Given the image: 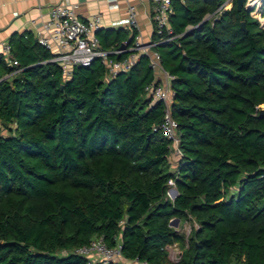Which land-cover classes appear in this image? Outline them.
Here are the masks:
<instances>
[{
    "label": "trees",
    "instance_id": "16d2710c",
    "mask_svg": "<svg viewBox=\"0 0 264 264\" xmlns=\"http://www.w3.org/2000/svg\"><path fill=\"white\" fill-rule=\"evenodd\" d=\"M226 1L174 0L173 33L153 34L174 77L175 171L164 105L145 92L155 80L147 56L112 79L96 59L66 80L32 33L10 38L0 53V264H89L72 251L100 237L121 243L126 264H264V27L237 0L221 11ZM136 36L97 33L118 61L129 53L112 52ZM174 220L197 226L187 239Z\"/></svg>",
    "mask_w": 264,
    "mask_h": 264
},
{
    "label": "built area",
    "instance_id": "2783aa9c",
    "mask_svg": "<svg viewBox=\"0 0 264 264\" xmlns=\"http://www.w3.org/2000/svg\"><path fill=\"white\" fill-rule=\"evenodd\" d=\"M174 0H150L153 6L151 20L154 30L158 35L170 36L173 30L170 26V17L173 14ZM183 1V0H182ZM110 10L119 9V0H106ZM245 9L255 20L264 27V0H244ZM78 5L61 3L54 6L50 12V19L44 25L43 31L38 36V42L52 55V61L58 63L64 69L65 79L71 77L76 67H89L94 60L99 59L107 70L109 79L119 73L128 72L141 56H147L150 67L153 70L155 80L145 88L147 97L154 102L164 105V119L161 126L163 135L171 142V151H179L178 123L171 115V106L174 93L172 81L174 79L162 66L161 55L154 49L156 44L141 42L136 37L132 47L125 51H114L112 54L128 52L125 60H111V52L101 49L97 33L103 28L101 15H94L87 21H81L78 17ZM226 11L224 5L220 9ZM136 9L133 5L128 6V16L116 23V26L133 28L136 26ZM10 48L6 45L2 54L9 56ZM17 65V62H14ZM171 153V154H172ZM172 183V182H170ZM67 252H65L66 254ZM72 253L86 257L89 264H126L122 255V245L108 247L102 237L93 239L88 245L77 248ZM135 263L139 264L138 261ZM145 264V263H143Z\"/></svg>",
    "mask_w": 264,
    "mask_h": 264
},
{
    "label": "crops",
    "instance_id": "0c3cea01",
    "mask_svg": "<svg viewBox=\"0 0 264 264\" xmlns=\"http://www.w3.org/2000/svg\"><path fill=\"white\" fill-rule=\"evenodd\" d=\"M61 3L78 5L77 12L81 21H87L94 15H101L102 29L123 28L130 33L136 30V37L140 38L141 42L145 44L152 42L155 30L151 20L153 6L150 0H119L117 10H110L106 0H0V53L2 54L14 34L30 32L37 38L50 19L51 9ZM129 5L136 9V26L133 28L116 26L118 21L128 16Z\"/></svg>",
    "mask_w": 264,
    "mask_h": 264
},
{
    "label": "rangeland",
    "instance_id": "374dc122",
    "mask_svg": "<svg viewBox=\"0 0 264 264\" xmlns=\"http://www.w3.org/2000/svg\"><path fill=\"white\" fill-rule=\"evenodd\" d=\"M233 0H227L225 3H224V9H226V11L230 10L233 6V3H232ZM210 19L211 21H213V18H208ZM264 109V107H263ZM180 157L177 155L176 151H174V153L171 154L170 156V163H171V166H173V171L176 170V167H177V164H178V161H179ZM175 185L174 183H170V189H169V192H168V197L170 199L173 200L174 198V193L173 191L175 190ZM175 225V224H174ZM197 225L193 222H189V221H180L178 222V224L176 226H174L176 228V230H178L181 234L185 235V237L188 239L189 235H190V232H191V229L192 227H196ZM168 251H169V256H170V259L174 262H177L182 253H183V249L178 246V245H173V246H170L168 247Z\"/></svg>",
    "mask_w": 264,
    "mask_h": 264
},
{
    "label": "water",
    "instance_id": "95a60500",
    "mask_svg": "<svg viewBox=\"0 0 264 264\" xmlns=\"http://www.w3.org/2000/svg\"><path fill=\"white\" fill-rule=\"evenodd\" d=\"M237 3H238V5H237L238 10H241V8H242V6H243V4H244V0H237ZM127 46H128L127 43L121 45L120 50H121V51H125V50H127ZM261 115H264V109L261 110ZM173 193H174V198H173V200H174V199L178 196V191H177V189H175V190L173 191ZM178 222H179V220H174V221H172V226H176V225L178 224ZM174 224H175V225H174Z\"/></svg>",
    "mask_w": 264,
    "mask_h": 264
}]
</instances>
